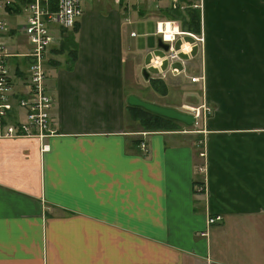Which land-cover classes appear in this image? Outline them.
Returning <instances> with one entry per match:
<instances>
[{
  "label": "crops",
  "instance_id": "crops-1",
  "mask_svg": "<svg viewBox=\"0 0 264 264\" xmlns=\"http://www.w3.org/2000/svg\"><path fill=\"white\" fill-rule=\"evenodd\" d=\"M112 2L54 31V135L0 138V264H264V0H205L196 11L205 41L178 36L180 60L170 61L158 40L143 85L128 65L133 19L153 20L160 38L159 24L182 31L192 21L168 0ZM11 9L7 42L29 51L26 13ZM153 52L166 58L161 69L149 65ZM11 63L25 92L26 60ZM144 92L183 112L210 111L189 129L146 130L128 108Z\"/></svg>",
  "mask_w": 264,
  "mask_h": 264
},
{
  "label": "built area",
  "instance_id": "built-area-1",
  "mask_svg": "<svg viewBox=\"0 0 264 264\" xmlns=\"http://www.w3.org/2000/svg\"><path fill=\"white\" fill-rule=\"evenodd\" d=\"M84 1L92 0H0V138L36 137L44 140L54 135L55 131L52 129L54 100L48 94L47 88V54L55 41L54 31L58 28H75L80 21L84 12ZM116 1L124 3L127 8L131 9L134 4L154 3L161 0ZM168 1L173 12L185 13L190 10L202 12L205 7V0ZM17 7H21L26 13L25 24L20 27L30 46L29 51L26 52L13 51L7 42L12 26L4 14L9 8L15 9ZM167 31L164 27L161 28V24L158 25L157 34L162 36L164 42L170 44L166 56L170 61L180 60V53L175 47L178 36L190 35L199 44L205 41L203 29L201 34L197 36L180 31L175 26L173 31ZM167 33L170 34L169 37ZM15 58L26 60L27 69L22 68L26 74V77L23 78L24 83H27L25 92L16 90L18 77L11 63V60ZM165 59V57L153 52L149 65L154 69H161ZM172 72L179 74L180 71L178 68H174ZM197 80L199 78H192V81ZM204 109L206 112L210 111V108L204 107ZM20 110L25 112L23 117L20 116ZM194 113L196 117L197 115L200 116L199 111L194 110ZM142 147L146 152L148 151L146 142L142 143ZM201 157L205 158L206 153L202 152ZM198 170L204 175V178L198 184L197 189L203 192L206 191L205 174L207 168L203 165ZM220 221H222V216L219 215L209 218V224Z\"/></svg>",
  "mask_w": 264,
  "mask_h": 264
},
{
  "label": "rangeland",
  "instance_id": "rangeland-1",
  "mask_svg": "<svg viewBox=\"0 0 264 264\" xmlns=\"http://www.w3.org/2000/svg\"><path fill=\"white\" fill-rule=\"evenodd\" d=\"M109 5H110V7H116L115 3L112 2V0L84 1L83 2V10H85L86 12H88V11L92 12V11H96V8H98V7H106V6H109ZM134 6L136 7L137 4H135ZM190 16H193V15L192 14H188L189 19H190ZM133 20L134 21L129 26V33H130V30H134L137 33L138 37L137 38H130L129 34H128L129 40L135 41L137 43L136 44V50L134 52H132V55L130 56V58H128V65L131 68V70L130 69L129 70L132 72V74L134 72V69L138 68V70H139V72L141 74L139 76H142L141 77L142 78V83L141 84L143 85L145 80H146V77H145V74H144V70L145 69H144V67H142L143 66L142 64H144L146 61H149V55H150L149 51L150 50L158 49L157 48L158 47V40L160 39V37L156 35V27H157V25L155 24V22L153 20H148L147 24H139L140 20L138 18L137 19H133ZM192 25H193L192 29H191L192 32L194 31L195 33H197L199 30H202L201 29L202 28V24H197V25L196 24H192ZM196 26H198V29H197ZM182 31H183V28H182ZM194 35L197 36V34H194ZM187 37H189V36H187ZM152 73H154V72H151V74ZM141 89H143V87H140L138 89L139 92H141ZM139 92H136V93L138 94ZM140 94H141L140 95L141 97H143L144 99H146V101H148L150 103H154V104L159 105V106L168 107L167 104H166V103L169 102L168 99H161L160 101L153 102L155 100H152V97L149 94H147L145 92L144 93H140ZM171 95H173V96L174 95H179V97L176 96L178 99H180L182 102H187V103L191 104V100H187L186 96L183 93H180L179 91H174V92H172ZM193 101H195V100H193ZM201 109H203V111L205 110L204 107L203 108H201V107H197V108L191 107V108H187L186 111L189 112L191 110V112H194V110H195L196 112L197 111L200 112ZM200 116L197 115L198 118H200ZM181 124H184V123L180 122L179 125H181ZM182 127H187V129H189V128H192V127H195V126H191L190 127V126H187L186 124H184V125H181V128ZM200 156H201V154H200ZM206 173H207V171H206ZM205 177H206V174H205Z\"/></svg>",
  "mask_w": 264,
  "mask_h": 264
},
{
  "label": "trees",
  "instance_id": "trees-1",
  "mask_svg": "<svg viewBox=\"0 0 264 264\" xmlns=\"http://www.w3.org/2000/svg\"><path fill=\"white\" fill-rule=\"evenodd\" d=\"M174 14L181 17L184 20L183 23H185V18H186L183 14L193 15L190 16L191 19L190 21H192L191 24H181L183 28L187 27L188 29H192L193 26L192 23H196V21L199 19V15L196 13V11L193 10L187 11L185 13L175 11ZM196 27L198 29V26ZM128 108L132 118L135 121H138L141 124V126L146 130H157L162 128L177 129L179 127L180 122L165 118L163 116L145 110L141 107L128 105Z\"/></svg>",
  "mask_w": 264,
  "mask_h": 264
},
{
  "label": "water",
  "instance_id": "water-1",
  "mask_svg": "<svg viewBox=\"0 0 264 264\" xmlns=\"http://www.w3.org/2000/svg\"><path fill=\"white\" fill-rule=\"evenodd\" d=\"M159 46L164 48L165 50L169 49V44L163 42L162 38L159 39ZM145 74L147 75L146 72ZM128 103L131 106L141 107L165 118L184 123L187 126H193L195 124V116L193 114L183 112L172 107L159 106L154 103L145 101L135 95L129 97Z\"/></svg>",
  "mask_w": 264,
  "mask_h": 264
},
{
  "label": "bare ground",
  "instance_id": "bare-ground-1",
  "mask_svg": "<svg viewBox=\"0 0 264 264\" xmlns=\"http://www.w3.org/2000/svg\"><path fill=\"white\" fill-rule=\"evenodd\" d=\"M175 26V25H174ZM174 26H172L170 23H168L167 25H162L161 24V28L162 27H164L165 29H167L168 31L167 32H171V31H173L174 30ZM178 26H176V28H177ZM169 33H167V36L169 37ZM188 46V45H187ZM185 47V46H184ZM207 168V167H206Z\"/></svg>",
  "mask_w": 264,
  "mask_h": 264
}]
</instances>
